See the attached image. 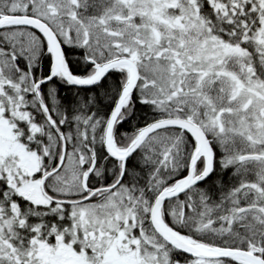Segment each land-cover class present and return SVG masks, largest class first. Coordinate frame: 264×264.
I'll list each match as a JSON object with an SVG mask.
<instances>
[{"label": "snow or ice", "instance_id": "1", "mask_svg": "<svg viewBox=\"0 0 264 264\" xmlns=\"http://www.w3.org/2000/svg\"><path fill=\"white\" fill-rule=\"evenodd\" d=\"M0 264H264V0H0Z\"/></svg>", "mask_w": 264, "mask_h": 264}]
</instances>
